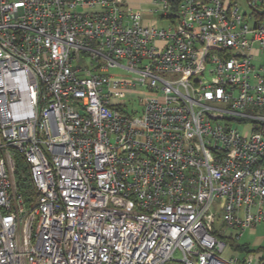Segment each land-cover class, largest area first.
I'll return each instance as SVG.
<instances>
[{"label":"built area","instance_id":"built-area-1","mask_svg":"<svg viewBox=\"0 0 264 264\" xmlns=\"http://www.w3.org/2000/svg\"><path fill=\"white\" fill-rule=\"evenodd\" d=\"M149 2L0 0V264H264V0Z\"/></svg>","mask_w":264,"mask_h":264},{"label":"rangeland","instance_id":"rangeland-1","mask_svg":"<svg viewBox=\"0 0 264 264\" xmlns=\"http://www.w3.org/2000/svg\"><path fill=\"white\" fill-rule=\"evenodd\" d=\"M240 3V6L242 8V12H245L246 14L249 15L250 13V8L247 6L246 0H236ZM160 12H153L152 14L145 12L144 17L147 20L153 21L157 20L159 26H165L167 24L166 21L162 20L159 18ZM262 57L260 60L255 61L254 63L258 66L260 63H264V55L261 54ZM110 73L113 74H122L120 70L117 69H111ZM125 74V73H123ZM136 91H142L141 88H137ZM129 93H132L130 90ZM135 95V94H131ZM121 101L125 102L130 110H133L137 113H140L142 110V106L139 103V99L131 96H127L124 99H121ZM236 127L238 128L240 133L243 134H248L250 132L249 125L247 124H236ZM238 244H248L249 246H252L255 251H257L259 248H263L264 250V229L262 226L257 227L256 233L252 234L249 230H246L243 234V236L237 240ZM263 256H264V251ZM178 256V254H177ZM244 256V251H240L238 249L232 250L231 248H227L223 253H221V257L224 259H229L231 257H236V258H242Z\"/></svg>","mask_w":264,"mask_h":264},{"label":"trees","instance_id":"trees-1","mask_svg":"<svg viewBox=\"0 0 264 264\" xmlns=\"http://www.w3.org/2000/svg\"><path fill=\"white\" fill-rule=\"evenodd\" d=\"M15 179L19 194L23 197L24 203L30 206L35 201L36 188L31 179L30 167L21 154H17L16 156ZM228 241L230 246L235 250L238 249L244 252L264 251L263 248H259L255 251L254 248L248 244H238L233 238H229Z\"/></svg>","mask_w":264,"mask_h":264},{"label":"crops","instance_id":"crops-1","mask_svg":"<svg viewBox=\"0 0 264 264\" xmlns=\"http://www.w3.org/2000/svg\"><path fill=\"white\" fill-rule=\"evenodd\" d=\"M127 1L132 7L142 10L143 12H147L150 8L149 0H125Z\"/></svg>","mask_w":264,"mask_h":264}]
</instances>
